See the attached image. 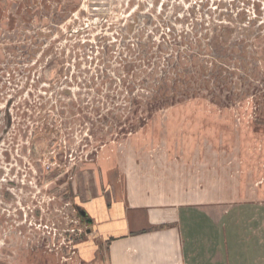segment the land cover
<instances>
[{"label":"rangeland","instance_id":"obj_1","mask_svg":"<svg viewBox=\"0 0 264 264\" xmlns=\"http://www.w3.org/2000/svg\"><path fill=\"white\" fill-rule=\"evenodd\" d=\"M181 134L264 208V0H0V264H84L85 203Z\"/></svg>","mask_w":264,"mask_h":264},{"label":"crops","instance_id":"obj_2","mask_svg":"<svg viewBox=\"0 0 264 264\" xmlns=\"http://www.w3.org/2000/svg\"><path fill=\"white\" fill-rule=\"evenodd\" d=\"M175 136L164 141L175 150L124 163L112 186L85 203L84 264H264V208L242 198L211 152L186 149L193 136Z\"/></svg>","mask_w":264,"mask_h":264}]
</instances>
